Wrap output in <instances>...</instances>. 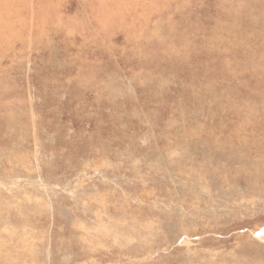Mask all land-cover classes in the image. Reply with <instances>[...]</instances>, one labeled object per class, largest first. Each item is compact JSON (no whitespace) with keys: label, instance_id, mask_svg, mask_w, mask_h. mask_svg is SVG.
Instances as JSON below:
<instances>
[{"label":"rangeland","instance_id":"rangeland-1","mask_svg":"<svg viewBox=\"0 0 264 264\" xmlns=\"http://www.w3.org/2000/svg\"><path fill=\"white\" fill-rule=\"evenodd\" d=\"M0 264H264V0H0Z\"/></svg>","mask_w":264,"mask_h":264}]
</instances>
